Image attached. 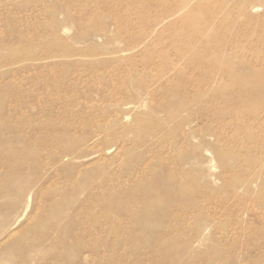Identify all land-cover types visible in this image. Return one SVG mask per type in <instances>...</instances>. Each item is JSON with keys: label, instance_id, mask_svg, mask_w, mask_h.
I'll return each mask as SVG.
<instances>
[{"label": "rangeland", "instance_id": "rangeland-1", "mask_svg": "<svg viewBox=\"0 0 264 264\" xmlns=\"http://www.w3.org/2000/svg\"><path fill=\"white\" fill-rule=\"evenodd\" d=\"M52 263L264 264V0H0V264Z\"/></svg>", "mask_w": 264, "mask_h": 264}, {"label": "bare ground", "instance_id": "bare-ground-1", "mask_svg": "<svg viewBox=\"0 0 264 264\" xmlns=\"http://www.w3.org/2000/svg\"><path fill=\"white\" fill-rule=\"evenodd\" d=\"M255 7V6H254ZM14 190V189H13ZM110 190V189H109ZM137 190V189H136ZM8 191V190H7ZM146 191V190H145ZM148 191V190H147ZM149 192V191H148ZM143 193V192H142ZM144 194H146V193H144ZM171 194V193H170ZM109 201V200H108ZM165 209V208H164ZM122 211V210H121ZM36 236V235H35ZM43 237V236H42ZM23 254V253H22ZM18 255H19V253H18ZM68 255V254H67ZM21 257V256H20ZM53 264V263H52ZM69 264V263H68Z\"/></svg>", "mask_w": 264, "mask_h": 264}]
</instances>
